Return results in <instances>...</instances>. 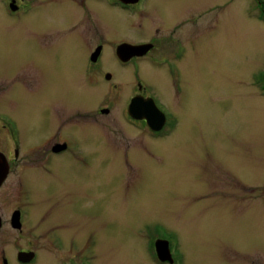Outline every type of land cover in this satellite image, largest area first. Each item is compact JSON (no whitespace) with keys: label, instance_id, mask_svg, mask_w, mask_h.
I'll use <instances>...</instances> for the list:
<instances>
[{"label":"rangeland","instance_id":"374dc122","mask_svg":"<svg viewBox=\"0 0 264 264\" xmlns=\"http://www.w3.org/2000/svg\"><path fill=\"white\" fill-rule=\"evenodd\" d=\"M165 1L148 3L167 23L188 5L203 12L180 62L184 94L178 103L162 74L141 64V77L179 118L171 135L156 139L120 114L128 70L119 68L112 48L116 37L145 35L129 15L94 0L95 19L84 38L69 25L85 16L75 4H45L21 21L0 5V113L16 122L24 151L67 114L68 133L81 146L80 161L67 153L55 159L60 166L47 182L29 177L23 199L30 204L29 223L55 228L66 240L97 241L95 264H167L149 253L156 234L182 264H264V93L253 82L264 84V22L254 0ZM97 44L104 48L96 63L101 83L92 87L83 65ZM106 72L114 79L106 81ZM31 73L32 84L14 79ZM103 107L108 114L98 112ZM5 139L0 130L4 153ZM22 154L18 163L31 164ZM14 191L10 178L1 190L9 194L8 209ZM44 238L41 253L48 249ZM37 264L57 262L47 253Z\"/></svg>","mask_w":264,"mask_h":264},{"label":"flooded vegetation","instance_id":"af4514ba","mask_svg":"<svg viewBox=\"0 0 264 264\" xmlns=\"http://www.w3.org/2000/svg\"><path fill=\"white\" fill-rule=\"evenodd\" d=\"M93 1L0 0V5L3 7V14H7L9 18L14 20L21 21L26 19L37 7L45 4H75L84 10L85 16L77 18L69 25H72L76 31L80 30V36L85 38L86 29L91 32L88 23L91 19H95L91 12ZM163 1L166 2L165 0ZM254 1L258 7L257 19L264 22V0ZM104 3L107 6L124 11L135 21L134 27L137 31H145V35L140 38L116 37L117 42L112 48L119 68L128 70V80L124 82L127 86L121 87L123 94L126 95L124 106H122L120 111L121 117L124 122L135 127V129L139 131L147 130L153 136V139L167 137L177 129L179 124L178 115L156 95L150 83L141 77V64L148 65L147 67L151 72L158 70L162 74L163 83L170 98L178 103L179 97L184 94L182 86L183 72L180 62L183 63L182 58L187 50L186 43L190 40L191 35L195 33V20L199 18L202 21L200 15L203 11H200L196 4L188 5L180 15L172 19L173 22L175 21L173 24L172 21L167 23L165 21L167 18L161 14L160 9L154 5L151 6L148 0H104ZM65 24L62 23V25ZM74 29L70 28V30ZM97 31L98 29L92 32L94 37L97 36ZM52 34H54L55 38L58 37L55 34L62 35L60 32H52L49 35ZM49 35L45 37L48 45L53 43ZM88 38H90V35ZM121 44L137 46L135 54L129 55L128 48L126 51H118ZM103 50L102 45L97 44L93 50L87 52L89 54V64L83 65V74L86 76L84 78L88 81L85 82L92 87H97L101 83L100 78L96 76L97 72H101L96 63ZM120 54L128 56L127 59L122 60ZM112 77V74L107 72L103 75L106 81L112 80ZM14 79L17 83H22L21 80H23L24 82L27 81L28 84H32L36 80L32 73L27 77L17 76ZM2 82L5 83L3 79H0V84ZM253 82L256 88L261 90L260 93L263 94L264 84L259 80H254ZM11 83H14L13 80ZM132 102V113H130L129 106ZM150 103L156 106L158 111L155 110L162 119V125L159 130H153L148 125L146 115L150 114L148 106ZM98 112L108 114L109 108H99ZM78 114L79 117L83 116L81 112ZM59 119L60 124L52 129L50 135L38 145L32 146L30 150L24 151L16 122L8 114L0 113V130L6 136L5 153L2 150L0 152L5 155L7 162V172L0 185V264H37L40 255L47 253L55 256L57 264H95L97 259L96 246L99 244L97 241L94 242L90 239L88 241L86 239L78 241L69 237L66 240L55 228H53L54 230H43L38 228L36 224H30L28 220V217H30V204L28 201L23 200L24 195L28 197L27 184L30 176L39 175L44 183L54 176L56 167L60 166V164H55L56 158L62 159L63 157L61 156L67 153L74 158V161L75 159L80 161L81 146L78 140L68 133L71 125L70 117L67 114L64 118L60 117ZM81 128H84V126ZM144 146L146 150V144ZM22 152L21 157L31 164L18 163ZM24 153L33 155L31 158H27L28 155ZM10 178L14 181L15 191L12 197L10 196L12 203L8 209L7 195L9 196V194L1 193V190ZM238 186L242 187L241 184ZM32 222L34 223V221ZM36 223L38 224V222ZM43 236H45L43 244L48 248L45 253L40 252L41 238ZM161 238L166 239L164 236L157 234L152 237V243L148 248L151 256L161 263L182 264L181 259L176 254L177 252L172 249L171 244L169 245L170 242H168L169 258L164 261L158 258L155 240ZM68 254L69 257H67ZM56 255H58V259Z\"/></svg>","mask_w":264,"mask_h":264},{"label":"water","instance_id":"95a60500","mask_svg":"<svg viewBox=\"0 0 264 264\" xmlns=\"http://www.w3.org/2000/svg\"><path fill=\"white\" fill-rule=\"evenodd\" d=\"M136 47L137 46H131L130 44H121L118 48V51H126V49L128 48V50H129L128 54L132 55L133 53L135 54ZM123 56L124 55L120 54V58L122 60H126L128 57V56H124V57ZM132 104H133V102L129 106V112L130 113H132L131 112ZM148 106L150 109V114H148V116L146 115L148 125L153 130H159L161 125H162V119L157 112L158 110L156 109V106L153 103H150V105H148ZM140 117H142V116H140ZM6 172H7V162H6L4 155L0 152V185H1L3 179L6 175ZM155 248H156L157 256L160 260L164 261V260L169 258L168 242L166 240L157 239L155 241Z\"/></svg>","mask_w":264,"mask_h":264}]
</instances>
